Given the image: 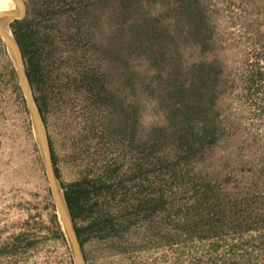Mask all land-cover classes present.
Returning <instances> with one entry per match:
<instances>
[{
    "label": "rangeland",
    "instance_id": "obj_1",
    "mask_svg": "<svg viewBox=\"0 0 264 264\" xmlns=\"http://www.w3.org/2000/svg\"><path fill=\"white\" fill-rule=\"evenodd\" d=\"M22 2L21 19L32 22L39 46L47 96L41 113L61 191L83 179L113 187L99 199L105 202L103 210L113 218L114 228L109 233L85 231L81 247L86 264H264L257 251L231 253L230 241L216 252H209L205 241L185 242L177 222H168L163 215L124 218L123 191L136 188L140 180L134 176L136 156L117 134L113 106L96 91L114 94L126 105L138 101V133L144 138L151 127L165 123V112L152 90L138 88L135 93L128 78L136 74L140 80H149L156 70L129 50L114 1ZM205 2L213 24L208 48L194 43L182 25H173L174 11L166 3H147L145 10L162 13L173 28L177 40L173 64L204 61L222 68L217 107L228 129L204 167L220 174L230 170V182H234L242 174L249 176L251 167L264 166V91L259 92L248 79L252 68L264 65V0ZM11 22L7 29L13 35ZM120 52L123 59L118 57ZM23 62L25 67L24 58ZM87 76L98 84L88 85ZM16 84L15 64L0 35V264H75L67 240L50 232L51 215L57 208L31 115ZM35 94L40 96L41 90L36 88ZM90 219L73 220L75 228L85 227ZM17 235H27L31 244H18Z\"/></svg>",
    "mask_w": 264,
    "mask_h": 264
},
{
    "label": "trees",
    "instance_id": "obj_2",
    "mask_svg": "<svg viewBox=\"0 0 264 264\" xmlns=\"http://www.w3.org/2000/svg\"><path fill=\"white\" fill-rule=\"evenodd\" d=\"M112 1L117 4L120 31L123 39L128 38L129 50L156 70L149 80H140L136 74L129 76V86L135 93L138 88L152 90L165 112V123L151 127L143 138L138 133V101L126 105L124 99L116 100L114 94L96 91L98 96L103 95L105 103L113 106L117 134L136 156L134 176L140 180L136 188L123 191L124 218L163 215L168 222H177L185 242L189 239L205 241L209 244L208 251L216 252L222 243L230 241L231 253L238 249L257 251L264 259V166L251 167L249 176L243 178L242 174L241 179L234 182H230V170L220 174L204 167L207 156L228 129L217 107L223 70L216 62L173 64L172 51L177 44L173 28L162 13L145 10L147 3H166L174 11L173 25H182V30L194 43L208 48L213 38L208 4L205 0ZM11 27L22 49L26 73L42 112L47 96L43 91V66L32 22L18 18L11 22ZM118 57L123 59L124 55L120 52ZM248 77L259 92L264 91V65L252 68ZM85 82L98 84L93 76H87ZM36 88L41 90L40 96H36ZM15 90L25 102L18 84ZM51 154L57 173L52 148ZM112 188L110 183L83 179L63 190L73 220L91 218L85 227H76L81 246L85 231L109 233L113 230L114 220L104 212L105 202L99 199L103 193H111ZM52 206H55L53 202ZM50 221L51 235L65 240L56 212ZM15 241L31 244L27 235H17Z\"/></svg>",
    "mask_w": 264,
    "mask_h": 264
},
{
    "label": "water",
    "instance_id": "obj_3",
    "mask_svg": "<svg viewBox=\"0 0 264 264\" xmlns=\"http://www.w3.org/2000/svg\"><path fill=\"white\" fill-rule=\"evenodd\" d=\"M15 8L0 12V35L4 39L7 49L15 64L19 85L26 100L27 108L30 112L38 146L41 150L44 167L49 181L50 192L57 208L59 221L62 225L66 240L69 244L75 264H86L79 241L78 234L73 222V218L68 209L64 194L58 181V176L54 168L50 142L47 136L45 122L37 104L32 87L27 76L22 49L13 35L8 32L9 23L14 19L22 18L24 5L22 0H12Z\"/></svg>",
    "mask_w": 264,
    "mask_h": 264
},
{
    "label": "bare ground",
    "instance_id": "obj_4",
    "mask_svg": "<svg viewBox=\"0 0 264 264\" xmlns=\"http://www.w3.org/2000/svg\"><path fill=\"white\" fill-rule=\"evenodd\" d=\"M12 0H0V12L10 10Z\"/></svg>",
    "mask_w": 264,
    "mask_h": 264
}]
</instances>
